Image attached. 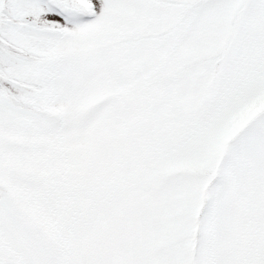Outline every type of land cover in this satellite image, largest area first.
Returning <instances> with one entry per match:
<instances>
[{"label":"snow or ice","instance_id":"snow-or-ice-1","mask_svg":"<svg viewBox=\"0 0 264 264\" xmlns=\"http://www.w3.org/2000/svg\"><path fill=\"white\" fill-rule=\"evenodd\" d=\"M0 264H264V0H0Z\"/></svg>","mask_w":264,"mask_h":264}]
</instances>
